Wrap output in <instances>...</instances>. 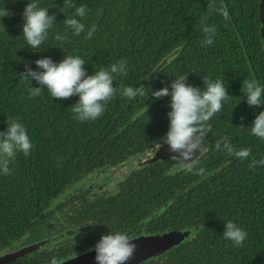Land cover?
Segmentation results:
<instances>
[{"label": "trees", "instance_id": "trees-1", "mask_svg": "<svg viewBox=\"0 0 264 264\" xmlns=\"http://www.w3.org/2000/svg\"><path fill=\"white\" fill-rule=\"evenodd\" d=\"M29 2L32 0H0V9L9 12L0 17V131L7 128L10 117L17 118L32 143L28 156L18 152L10 162L9 175L0 170V254L18 242L42 237V230L53 231L50 220L56 203H61L59 210L73 205L74 212L67 220L76 222L77 228L83 225L89 229L85 222L94 220L105 226L113 219L111 232H123L128 227L141 231L135 222L126 223L151 212L154 205L144 194L152 200L163 194L170 196L176 180L194 186L198 177L188 200L162 207L168 225L153 223L146 230L184 231L193 219H197L192 225L198 229L185 242L142 264H264V165L249 167L252 160L264 159V140L248 129L255 116L264 111V104L250 107L242 90L245 79L264 86L258 0H72L74 7H64V0H36L56 20L45 41L35 49L22 34V13ZM213 2L217 7L227 6L228 21L209 11L207 6ZM80 5H86V14L77 19L85 28L74 35L64 20ZM204 17L207 25L216 28L214 41L208 46L201 43L205 38L201 28ZM93 25L96 30L89 39ZM57 35L62 39L57 40ZM67 55L82 58L88 75L102 66L127 60V75L114 77L117 93L95 121L74 119L70 107L77 103V96L56 99L45 88L41 95L30 98V88L40 85L21 79L26 65L42 71L36 60L50 57L59 63ZM166 57V63L159 66ZM181 75H187L186 82L202 90L204 77L222 79L229 94L221 111L208 121L209 143L194 165L203 167L205 173L184 170L174 175V181L161 179L163 189L147 182L144 188L148 193L133 186L135 192L125 188L103 201L87 200L81 189L71 195L88 173L116 165L127 155L140 154L142 145L152 149L164 143L171 97L155 99L151 92L168 87ZM121 84L139 87L143 94L134 99L124 97ZM222 140L237 149H248L249 158L240 160L217 151L216 144ZM109 206L112 211H106ZM228 220L247 232L240 247L222 236ZM66 245L65 250L40 252L35 259L26 257L17 264H51L53 258L69 255L70 248L86 246Z\"/></svg>", "mask_w": 264, "mask_h": 264}, {"label": "clouds", "instance_id": "clouds-1", "mask_svg": "<svg viewBox=\"0 0 264 264\" xmlns=\"http://www.w3.org/2000/svg\"><path fill=\"white\" fill-rule=\"evenodd\" d=\"M64 7H74L72 0H64ZM207 8L210 12H218L225 21L230 19L227 6L209 3ZM86 14V5L75 8L73 16L66 17L64 24L72 34L79 35L84 31V24L79 18ZM6 8L0 9V17L8 16ZM22 34L31 49L39 48L48 35V30L55 23V15H49L48 9L40 7L36 0L26 4L23 13ZM207 17L201 19V28L205 34L202 45H211L216 36V28L205 23ZM2 25V24H0ZM95 25L88 32L87 38L91 39L95 32ZM57 40L62 39L56 36ZM38 69L34 71L31 67H25L21 73L22 81L34 80L40 86L31 87L30 98L42 94L47 89L52 98L69 99L77 96V103L70 107L74 119L85 122L95 121L104 114L106 104L114 98L117 93V86H113L114 77L127 75V60L121 59L110 67H100L94 74L88 75L84 67L85 61L79 56L67 55L59 62H54L50 57H44L35 61ZM187 75H181L172 79L169 87H163L151 92V96L159 99L170 96V111L167 113L169 128L165 134L164 144L168 151L175 155L171 159L180 163L183 170L188 173L202 175L205 173L203 167L196 168V153L203 151V140L210 130L208 121L214 117L223 107V102L229 98L227 87L222 79H211L204 77V89L194 87L187 82ZM120 94L129 99H134L138 94H143L141 88L127 85H119ZM242 90L246 102L250 107H260L264 104V86L256 80L243 81ZM147 111V108H146ZM250 132L255 137L264 140V111H260L251 125ZM32 143L27 134V129L17 118L7 120V128L0 131V170L4 175L10 174L9 164L16 157L18 152L28 156ZM217 151H224L229 156L240 160H247L250 151L246 148L237 149L227 141H218ZM264 165V159L252 160L249 164L251 169L257 165ZM223 238L229 240L234 246L240 247L247 239V232L231 220L225 222ZM131 238L124 232H108L102 235L94 245L96 264H125L135 252L136 245L131 243ZM51 264H62L55 258Z\"/></svg>", "mask_w": 264, "mask_h": 264}, {"label": "flooded vegetation", "instance_id": "flooded-vegetation-1", "mask_svg": "<svg viewBox=\"0 0 264 264\" xmlns=\"http://www.w3.org/2000/svg\"><path fill=\"white\" fill-rule=\"evenodd\" d=\"M261 40L264 43L263 39ZM208 132L203 140V151L196 155L197 157L195 162L206 151V145H208L209 143V140L207 139ZM141 147L142 149L139 150V152H141L142 154H133V156L127 155L116 165L102 166L99 169L88 173L83 178L81 182L82 185H78V188H76V185L74 190L71 189V195L74 194L73 191L81 189L86 193L87 200L103 201L108 200V198L113 196L114 194L117 195L125 188H130L131 190L133 186H138V189L144 188L147 182L158 185L161 189H163L164 184L161 179H165L166 182L174 181L176 180L174 179V175L180 174L184 171L180 163L176 160L171 159V157L165 159H157L155 161H146L149 158V155L157 148V146L152 149H149V147L146 148V146L144 145H142ZM154 170L158 171L153 172ZM152 178L154 179L153 181ZM195 182L196 185L191 186L187 182L180 183L178 180H176L177 184L172 187L169 194L170 196H166L165 194H163L161 198L156 197L155 200L150 199L149 194L143 195L145 198L147 197L149 200H151L154 205L151 212L143 215L142 217H137V220L131 219L126 223L130 225L132 222H135V224L139 225V227H142L143 229L137 232L135 231L136 228H134L135 230H133V227H128L127 229H124L123 232L126 233L131 238V240L136 239L140 236L162 235L168 233H180L184 234V237L181 242L173 245L166 251L145 259L138 264H142L143 262H147L148 260L158 258L168 250H171L177 245L188 240L194 234L195 230L198 229L197 226L192 225L193 222L197 221V219H193L191 220L189 229L184 231L175 229H167L163 231H161L160 229L146 230V228L153 223L157 224L158 227H162L165 225L167 226L168 223H165L164 221L167 218L163 217L165 215V212L162 210V207L164 205L169 206L175 203L182 205L183 202L190 198L191 189L197 187L199 183L198 177L195 178ZM144 192L148 193L147 189H145ZM59 204L61 203H56V205L54 206V214L52 215V218L50 220L52 226H54L53 231L55 232L42 230V237L38 239H31V241H25L23 243L18 242V244L14 245L11 250H15L19 247H27V245H37L39 247L29 252L28 254L23 255L18 259H14L13 261L6 264H17L18 262H22L27 258L35 259V256L40 252L58 250L59 248L65 250L64 246H67V243H73L78 247L83 243L86 244V246L80 250H77L76 248H70L69 255L57 256V261H63L64 259L69 258L72 255L74 256L80 253L82 250L86 252L94 249V245L99 241L101 236L108 234L109 231L111 232V230H113V219L109 220V222L106 223L105 226L97 225V221L94 220V223H91V221H89L88 223L85 222V224L89 226V229H87V227L84 228L83 225H78L79 227L77 228V226H75L77 225L76 222L71 223L67 220V218L74 212L73 205H66L61 210H59ZM106 211H112L111 207H107ZM115 224H117V222L114 223V225ZM134 231L135 233H133ZM44 241L45 243H42ZM55 253L58 255L57 252Z\"/></svg>", "mask_w": 264, "mask_h": 264}, {"label": "water", "instance_id": "water-1", "mask_svg": "<svg viewBox=\"0 0 264 264\" xmlns=\"http://www.w3.org/2000/svg\"><path fill=\"white\" fill-rule=\"evenodd\" d=\"M258 17H259V28L260 35L264 41V0H258ZM166 62V58H163L159 62V66ZM169 91L171 92L170 85ZM164 144V143H163ZM159 145L150 155L146 161H155L157 159L170 158L173 153L168 151L167 145ZM199 152L196 153L198 155ZM184 234L180 233H168L162 235H152V236H140L133 239L131 243L136 245L135 252L132 258L125 262V264H138L139 262L148 259L152 256L158 255L173 245L182 241ZM42 243H45L42 242ZM39 246L27 245V247H19L15 250H10L0 254V264H6L14 259H18L23 255L28 254ZM95 250L91 249L86 252L78 253L68 259H65L62 264H96L95 260Z\"/></svg>", "mask_w": 264, "mask_h": 264}]
</instances>
